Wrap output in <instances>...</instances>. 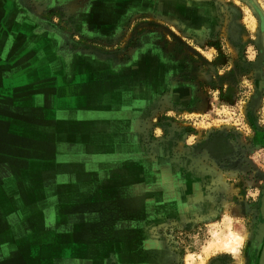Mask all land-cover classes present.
<instances>
[{
  "label": "rangeland",
  "instance_id": "rangeland-1",
  "mask_svg": "<svg viewBox=\"0 0 264 264\" xmlns=\"http://www.w3.org/2000/svg\"><path fill=\"white\" fill-rule=\"evenodd\" d=\"M99 47L146 64L140 74L147 89L142 141L152 154L138 188L131 184L125 220L114 222L110 252L97 259L259 264L264 0H140L114 43ZM4 128L8 124H0ZM136 178L132 174V182ZM231 232L245 235L236 251L227 246ZM128 246L140 256H124ZM35 256L43 262V254Z\"/></svg>",
  "mask_w": 264,
  "mask_h": 264
},
{
  "label": "crops",
  "instance_id": "crops-1",
  "mask_svg": "<svg viewBox=\"0 0 264 264\" xmlns=\"http://www.w3.org/2000/svg\"><path fill=\"white\" fill-rule=\"evenodd\" d=\"M134 1L0 0V264H107L152 154L146 64L99 47Z\"/></svg>",
  "mask_w": 264,
  "mask_h": 264
},
{
  "label": "bare ground",
  "instance_id": "bare-ground-1",
  "mask_svg": "<svg viewBox=\"0 0 264 264\" xmlns=\"http://www.w3.org/2000/svg\"><path fill=\"white\" fill-rule=\"evenodd\" d=\"M231 240L228 243V247H230L231 249H233L234 251L237 250V243L241 242V238L244 237L245 235H238L236 233L231 232ZM247 235V234H246Z\"/></svg>",
  "mask_w": 264,
  "mask_h": 264
},
{
  "label": "flooded vegetation",
  "instance_id": "flooded-vegetation-1",
  "mask_svg": "<svg viewBox=\"0 0 264 264\" xmlns=\"http://www.w3.org/2000/svg\"><path fill=\"white\" fill-rule=\"evenodd\" d=\"M126 248H127V249H125V251L123 250V252L125 253L124 256H126V257L130 260L132 255L129 257L128 254L131 253V252H134L135 250H133L131 246H128V247H126ZM126 253H128V254L126 255ZM140 253H142V250H140ZM135 254H137L138 257L140 256V254L138 253V251H135V252H134V255H135ZM137 255H135V257H136ZM108 264H121V263H119V262L115 263V261L113 260L112 262L109 261Z\"/></svg>",
  "mask_w": 264,
  "mask_h": 264
},
{
  "label": "water",
  "instance_id": "water-1",
  "mask_svg": "<svg viewBox=\"0 0 264 264\" xmlns=\"http://www.w3.org/2000/svg\"><path fill=\"white\" fill-rule=\"evenodd\" d=\"M262 212H263V218H264V198H263V203H262ZM259 264H264V250H263V254L261 256V260H260Z\"/></svg>",
  "mask_w": 264,
  "mask_h": 264
}]
</instances>
